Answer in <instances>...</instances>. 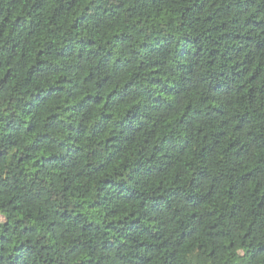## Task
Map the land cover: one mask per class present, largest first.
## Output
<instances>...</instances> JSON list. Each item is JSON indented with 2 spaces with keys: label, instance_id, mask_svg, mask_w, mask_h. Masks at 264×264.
I'll return each mask as SVG.
<instances>
[{
  "label": "clouds",
  "instance_id": "1",
  "mask_svg": "<svg viewBox=\"0 0 264 264\" xmlns=\"http://www.w3.org/2000/svg\"><path fill=\"white\" fill-rule=\"evenodd\" d=\"M0 264H264V0H0Z\"/></svg>",
  "mask_w": 264,
  "mask_h": 264
}]
</instances>
